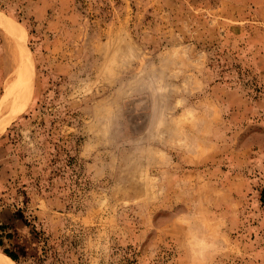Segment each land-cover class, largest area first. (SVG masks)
I'll use <instances>...</instances> for the list:
<instances>
[{"label": "rangeland", "instance_id": "374dc122", "mask_svg": "<svg viewBox=\"0 0 264 264\" xmlns=\"http://www.w3.org/2000/svg\"><path fill=\"white\" fill-rule=\"evenodd\" d=\"M0 11L30 61L0 135L18 264H264V0ZM12 48L0 30V103Z\"/></svg>", "mask_w": 264, "mask_h": 264}, {"label": "bare ground", "instance_id": "6f19581e", "mask_svg": "<svg viewBox=\"0 0 264 264\" xmlns=\"http://www.w3.org/2000/svg\"><path fill=\"white\" fill-rule=\"evenodd\" d=\"M0 30L11 41V55L17 64V71L6 83L5 95L0 103V135L17 114L30 68L24 31L17 23L0 11ZM5 40V39H4ZM10 48V47H9ZM0 264H16L8 255L0 252Z\"/></svg>", "mask_w": 264, "mask_h": 264}, {"label": "trees", "instance_id": "16d2710c", "mask_svg": "<svg viewBox=\"0 0 264 264\" xmlns=\"http://www.w3.org/2000/svg\"><path fill=\"white\" fill-rule=\"evenodd\" d=\"M261 201L264 202V188L261 191ZM7 227L8 225L0 220V248L4 254L8 255L12 260L16 262V264H18L20 262L18 255L14 251L3 248L4 238H11L12 236L11 233L6 232Z\"/></svg>", "mask_w": 264, "mask_h": 264}]
</instances>
